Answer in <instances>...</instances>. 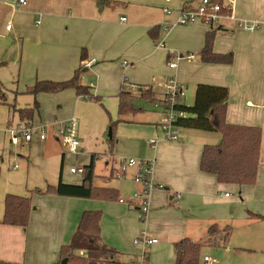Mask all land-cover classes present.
<instances>
[{"label":"crops","instance_id":"0c3cea01","mask_svg":"<svg viewBox=\"0 0 264 264\" xmlns=\"http://www.w3.org/2000/svg\"><path fill=\"white\" fill-rule=\"evenodd\" d=\"M201 1L0 0V71L10 69L17 76V86L40 99L41 111L37 99L33 104L39 107L32 124L38 121L37 114L42 122H53L47 125L45 139H39L36 133L29 142L37 140L40 147L37 152L42 150L43 153L40 156L42 164L31 162L29 151L24 150L28 142L24 140L13 143V149L0 146L1 260L14 264L56 262L61 246L74 240L83 212L99 210L102 212L99 243L114 249L120 262L139 259L141 248L133 240L145 232L159 239L146 249L148 264H175V242L189 238L197 243L198 233L209 234L216 224L219 229L230 227L232 230L234 227V235L231 242L226 244L228 240L225 241L221 245L223 248L214 255L204 254L215 258L214 264H264V217L249 216L250 211L264 216V0H223L230 7V15L217 25L211 24L216 29L213 50L232 52L231 63L202 61L200 50L205 43V33L211 29L209 23L196 21L164 27L174 23L182 10L196 8ZM243 22L259 27L250 30L242 25ZM156 26L159 32L155 39L149 30ZM160 42L164 44L159 45ZM82 48L93 62L82 84L89 87L88 94L98 99L86 100L73 88L55 93L30 91L40 80L70 79L80 64ZM179 53L185 56L194 53L196 58L177 59ZM124 60L130 62L126 68L122 67ZM171 60L176 61L175 67H170ZM168 79H175L186 88L188 96L186 93L184 102L187 104L193 103L199 83L229 88L227 122L258 125L263 131L255 184L239 189L236 185L222 184L216 176L201 171L203 147L220 142L219 133L218 137L208 139L199 133L201 131L185 129L181 131L180 140H166L159 125L161 118L142 115L148 111L141 106L145 99L138 97L139 90L149 86L156 98H162ZM125 81L142 87L129 88L124 85ZM122 88L135 94L133 103L138 109L118 116L122 121H119L116 136L113 138L112 130L107 140L108 150L96 152L93 137L85 129L82 137L79 136L78 152L64 150L57 129L68 119L59 122L57 117L53 118L64 115L60 109L47 107L46 95H54L61 109L70 105L76 112L80 110L88 116L89 109L96 111L90 102L103 105L108 97L116 98L115 102L108 101L115 106V113L119 111ZM0 102L7 108L0 112L3 117L0 129L4 127L11 141V134L6 130L13 125L9 116L10 103L4 95ZM99 117L97 130L106 135L110 120L101 114ZM154 137L160 140L155 149L148 143V139ZM128 140L134 147L132 157L153 160L150 179L157 186L149 192V209L144 222L139 218V201L132 198L134 192L143 189L134 181L135 170L130 169L126 179L119 182L113 176L118 159L114 154L116 141L125 143ZM142 147H149L150 153H139ZM82 151L86 153L85 159L79 157ZM104 156L102 171H98L97 161ZM92 160L97 178L103 179L100 184L96 178L95 184L117 189L118 199L83 198L46 191L60 180L82 184V174L72 173L70 169L85 167ZM65 166H68L66 172ZM235 192L239 196H233ZM8 194L30 197L32 207L26 228L1 223ZM121 197L127 201H120ZM210 239L209 235L208 243L213 244ZM86 243L84 239L80 242L82 246Z\"/></svg>","mask_w":264,"mask_h":264},{"label":"trees","instance_id":"16d2710c","mask_svg":"<svg viewBox=\"0 0 264 264\" xmlns=\"http://www.w3.org/2000/svg\"><path fill=\"white\" fill-rule=\"evenodd\" d=\"M223 3V0H213ZM115 4V3H114ZM224 12H229L224 9ZM205 33V43L200 50L203 62L210 63H231L232 52L217 53L213 50V42L216 29L212 28ZM158 27L151 28L149 34L155 39L158 37ZM88 55L85 48H82L80 64L70 79L64 81L40 80L37 81L30 91L34 94L39 92L55 93L68 88H73L77 94L98 99V96L88 94L89 87L82 84V79L89 69L86 65ZM139 98L147 101H161L156 98L151 87L141 88ZM133 92L124 88L119 94V114L121 116L137 111L138 107L133 103ZM230 90L226 86L199 83L196 86L194 101L192 104L179 103L178 109H182L186 115L180 117L176 124L184 129L196 131L217 132L221 140L217 144H205L200 159L202 172L216 176L222 184H232L239 189L247 185H253L258 178L260 165V152L262 142V128L258 125L233 124L226 120ZM8 104L7 102H3ZM11 110L18 113L19 118L25 125L32 126L35 111L38 109L36 103L32 107L16 108L9 104ZM122 121L119 118L112 121V129L116 122ZM82 184H69L62 180L56 186H49L46 191L59 195L95 198L104 200H116L119 198L117 189L113 187L99 186L95 184L97 175L95 173L94 160L84 167L82 173ZM31 199L28 196L8 194L5 198V213L1 223L6 225L21 226L26 228L29 222L31 211ZM252 218H263L264 216L249 212ZM102 212L99 210H86L83 212L77 226L76 236L70 243L60 248L59 259L52 264H61L67 258V264H116L117 252L106 244L99 243L101 238ZM231 232L230 227L219 229L214 224L209 234L213 244L224 243L228 240ZM84 239L85 246L80 244ZM176 250L175 264H203L199 255V244L193 243L189 238H182L174 244ZM0 264H14L0 259Z\"/></svg>","mask_w":264,"mask_h":264},{"label":"built area","instance_id":"2783aa9c","mask_svg":"<svg viewBox=\"0 0 264 264\" xmlns=\"http://www.w3.org/2000/svg\"><path fill=\"white\" fill-rule=\"evenodd\" d=\"M24 2V0H21ZM224 9L230 10V7L224 3H217L213 0H202L196 8L184 9L180 12L178 19L172 24H165L164 27L176 26V25H185L194 23L196 21H203L209 24L217 25L220 23L221 19L230 15L229 12H224ZM242 25L247 29H256L259 27L258 24H250L243 22ZM10 28V25H8ZM163 42H160L159 45H163ZM187 57L189 59L196 58V54L191 53L189 55L177 54V59H182ZM92 60L86 62L87 67L92 65ZM130 65V62L124 60L122 62V67L126 68ZM170 67L176 66V61L169 62ZM124 85L129 88H141L142 86H136L134 84L124 82ZM165 93L161 98V101L155 102L154 106L161 110L162 117L160 119V129L164 134L166 140L178 141L181 139L180 127L176 124V121L180 117H184L186 113L182 109L176 107L177 104L184 102L186 98V88L175 79H168L165 83ZM185 103V102H184ZM33 126H28L23 123H19L16 126L10 125L7 127V131L11 134V142L18 144L21 140L30 142L34 137V132L32 131ZM39 139H45L47 134L40 130L36 132ZM57 135L60 142L67 148L71 153L76 154L80 147V137L78 131V119L73 116L69 118L65 124L57 129ZM158 138H149V145L155 149L159 143ZM117 165L113 170V176L116 179L124 180L127 177V173L130 169L135 170L134 181L143 186L141 192H134L132 198L139 201V209L143 218H145V213L149 209V192L154 185V182L150 179V174L153 170V160H148L145 158L138 157H120L117 159ZM17 167V165L15 166ZM72 173H83L84 167L74 166L70 169ZM120 201H127L125 198H120ZM159 241L157 236H151L146 233L138 235L134 240V244L140 246L141 252L139 254V259L130 260L127 262H118L116 264H148V253L146 249ZM215 258L211 255L203 256V264H214Z\"/></svg>","mask_w":264,"mask_h":264},{"label":"rangeland","instance_id":"374dc122","mask_svg":"<svg viewBox=\"0 0 264 264\" xmlns=\"http://www.w3.org/2000/svg\"><path fill=\"white\" fill-rule=\"evenodd\" d=\"M189 54H187V55H189ZM17 84H18L17 76L10 69H3L2 71H0V98H1L2 95H4L6 97V100L10 104H12L14 106H18V107L19 106L25 107L26 105L27 106L28 105L31 106V105L34 104L35 99H37L39 101L40 111H41L42 103H41L40 99L34 97V95L31 94L30 92H28L26 90V88L18 87ZM46 96L48 98L47 99V107H54L55 110L60 109L61 113L64 115L63 118H59L57 115H54L53 118L57 117V119H59L58 121L60 122L62 120H66V119L72 118L73 116L77 117V119H78L79 136L82 137V131H83V129H85L93 137V140H92L93 142L92 143H93V147H96V149H95L96 152H100L101 153V152H104L106 149L108 150L107 140L111 137L109 135V131H110V129L114 130L113 131V133H114L113 134V138H114L116 136V131H117L118 125L120 123V122L117 121L114 124L113 129H112V125H113L112 121H116L118 119V116L120 115L118 109H117V112L115 113V111H116L115 106H111L110 105V102H112L111 100L114 101L116 99L115 97L114 98L108 97L107 101L103 102V105H98V102H95V101H92L93 103L90 102L89 104L94 105L95 107H93V108L96 111H92V110L89 109V115L88 116L86 115L87 116L86 117V116L83 115L82 111L79 110V113H78V112L75 111V107L72 108L70 105L67 106V107H63L61 109L59 107V102L55 101L54 95H46ZM187 96H188V92H187ZM85 98H87V97H85ZM88 99L91 100L92 98H87L86 100H88ZM186 99H187V97H186ZM142 101H144V103L141 102V104H142L141 106L144 108L145 112L148 111L147 113H142V115L152 114V115L156 116L157 119L162 117L161 110L158 109V108L155 109L156 107L154 106V104L147 103L145 100H142ZM106 102H108V104ZM84 103H85V100L82 101V104H84ZM4 109L7 110L6 106L3 105L0 102V112L2 110H4ZM10 113H11L9 115L10 116V121L13 124V126L18 125L19 123L25 124L24 122H22L19 119V116H18V114L15 111L10 109ZM77 113H78V115H77ZM99 114H101L102 116L104 115L107 118L108 121L110 120V125L108 126L106 135H104L103 132H101V134H99L100 132L97 130V128L99 127L98 124H97L98 119H100ZM138 116H140V115H138ZM37 117H38V121L34 122L32 131L34 132V134H36V132H40V130H43L48 135L47 125H50L53 122H42L40 120L39 114H37ZM2 119H3V117L0 114V121ZM41 124H44V125H41ZM36 125H40V126H36ZM182 130H185V129L183 127H180V132ZM199 133L203 137H207L208 139H212V138H215V137L219 136L217 134V132H209V131L204 132V131H201ZM37 136H38V134H37ZM116 139H118V137ZM36 142H37V140H34L31 143L28 142V143L24 144L25 145L24 150L29 151L31 162L34 163V161H37V163H41L42 164L40 156L43 153H41L42 150L40 152H37V151H39L40 147L38 146V142L37 143ZM207 143H212V142H207ZM12 144L13 143L10 141L9 136L5 133L4 127H3V129H0V146L3 147L5 145V146H8L9 148L13 149L15 147L13 146L14 144L13 145ZM130 144H131V140L130 141L128 140L125 143L123 141H120V143L118 141H116V145H115V148H114V154L118 155L117 158H120V157H132L131 153H135V152L133 151L134 147L130 146ZM63 149L64 150L66 149V147L64 145H63ZM150 151H151V149L149 147H146V148L142 147L141 150H139L138 152L139 153H150ZM121 155H123V156H121ZM79 157L81 159H85L86 158V153L82 151V153L80 154ZM21 158L23 160H27L25 157H21ZM105 158L106 157L104 156L103 158H99V160L97 161L96 169L98 171H100V170L102 171V168H103L102 164L106 160ZM60 159H61V153L58 155V160L60 161ZM67 167L68 166H65V168H64L65 172L68 170ZM79 174H81V173H79ZM102 181H103V179H102L101 176L97 178V182L98 183L101 184ZM116 181L119 182L120 180L116 179ZM233 196H239V195H238L237 192H235V193H233ZM139 218H140V222H144L145 221V219L143 218L142 214H141V216ZM209 235L210 234H208L207 232L204 231V232L198 233V236L195 238V240H197V243L199 244V251H200V254H201V256H200L201 262H203V255L204 254L211 253L212 255H214L216 252L220 251L223 248L221 246L223 243H221L219 245H217V244H209L208 240H207ZM230 235L231 236L229 237L228 242H226V244H229L231 242V240H232V236L234 235V227H232ZM210 240L213 241L212 238ZM97 264H104V263L99 262Z\"/></svg>","mask_w":264,"mask_h":264},{"label":"water","instance_id":"95a60500","mask_svg":"<svg viewBox=\"0 0 264 264\" xmlns=\"http://www.w3.org/2000/svg\"><path fill=\"white\" fill-rule=\"evenodd\" d=\"M111 132L112 130L109 131V135H111ZM67 261H68L67 258H65L61 261V264H67Z\"/></svg>","mask_w":264,"mask_h":264}]
</instances>
